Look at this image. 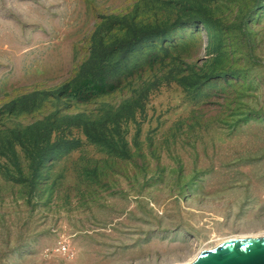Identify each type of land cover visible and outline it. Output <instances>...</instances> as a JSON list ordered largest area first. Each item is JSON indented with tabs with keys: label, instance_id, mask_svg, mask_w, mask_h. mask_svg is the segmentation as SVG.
Returning a JSON list of instances; mask_svg holds the SVG:
<instances>
[{
	"label": "rangeland",
	"instance_id": "rangeland-1",
	"mask_svg": "<svg viewBox=\"0 0 264 264\" xmlns=\"http://www.w3.org/2000/svg\"><path fill=\"white\" fill-rule=\"evenodd\" d=\"M259 235L264 0H0V264Z\"/></svg>",
	"mask_w": 264,
	"mask_h": 264
},
{
	"label": "water",
	"instance_id": "water-1",
	"mask_svg": "<svg viewBox=\"0 0 264 264\" xmlns=\"http://www.w3.org/2000/svg\"><path fill=\"white\" fill-rule=\"evenodd\" d=\"M184 264H264V235L225 240Z\"/></svg>",
	"mask_w": 264,
	"mask_h": 264
},
{
	"label": "trees",
	"instance_id": "trees-1",
	"mask_svg": "<svg viewBox=\"0 0 264 264\" xmlns=\"http://www.w3.org/2000/svg\"><path fill=\"white\" fill-rule=\"evenodd\" d=\"M107 49H109V48H107V47H105L104 49H101L100 51H99V54H97V55H93V56H95V61H97L98 63H105V61L107 60V58H106V55H104V52H105V50H107ZM117 66V65H116ZM115 66V67H116ZM115 67H114V69H115ZM100 68L101 67H99V69H96V72H93V74H95V75H97V72H99V70H100Z\"/></svg>",
	"mask_w": 264,
	"mask_h": 264
}]
</instances>
